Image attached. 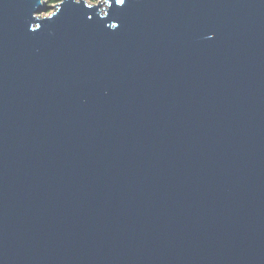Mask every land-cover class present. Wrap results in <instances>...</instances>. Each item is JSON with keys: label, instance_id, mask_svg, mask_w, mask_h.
<instances>
[{"label": "water", "instance_id": "water-1", "mask_svg": "<svg viewBox=\"0 0 264 264\" xmlns=\"http://www.w3.org/2000/svg\"><path fill=\"white\" fill-rule=\"evenodd\" d=\"M46 9L0 0V264H264V0Z\"/></svg>", "mask_w": 264, "mask_h": 264}, {"label": "rangeland", "instance_id": "rangeland-1", "mask_svg": "<svg viewBox=\"0 0 264 264\" xmlns=\"http://www.w3.org/2000/svg\"><path fill=\"white\" fill-rule=\"evenodd\" d=\"M62 0H45V4L47 6V9L44 11H41L39 13L40 16H49L50 14L54 13L58 6L59 3ZM89 4H97L99 3L101 0H86ZM103 7H106V5L104 4Z\"/></svg>", "mask_w": 264, "mask_h": 264}, {"label": "snow or ice", "instance_id": "snow-or-ice-1", "mask_svg": "<svg viewBox=\"0 0 264 264\" xmlns=\"http://www.w3.org/2000/svg\"><path fill=\"white\" fill-rule=\"evenodd\" d=\"M116 3L123 5L125 3V0H115Z\"/></svg>", "mask_w": 264, "mask_h": 264}]
</instances>
